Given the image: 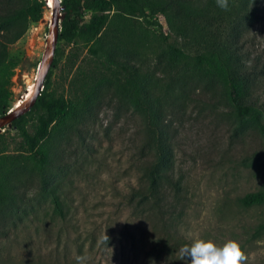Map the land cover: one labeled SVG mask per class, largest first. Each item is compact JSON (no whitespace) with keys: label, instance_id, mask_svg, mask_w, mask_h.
Masks as SVG:
<instances>
[{"label":"rangeland","instance_id":"374dc122","mask_svg":"<svg viewBox=\"0 0 264 264\" xmlns=\"http://www.w3.org/2000/svg\"><path fill=\"white\" fill-rule=\"evenodd\" d=\"M247 1L245 14L253 13L245 25L233 17L214 30L241 60L245 101L264 110V0ZM240 2L229 0L233 10ZM51 10L11 47L18 62L13 107L35 82ZM132 60L165 76L159 59ZM64 74L61 66L54 69L59 91L70 86ZM103 75L115 79L112 70ZM209 82L185 86L188 96L174 95L162 109L172 164L161 184V204L143 176L144 164L155 156L146 124L132 104L109 93L80 127L82 136L69 133L59 151L52 185L63 212L34 182L29 192L41 200L38 212L15 227L0 225V264H75L77 255L87 257L86 264H190L180 250L197 239L218 246L235 240L242 264H264V233L256 231L264 204L245 207L239 200L264 188V136L257 128L264 116L240 123L222 84Z\"/></svg>","mask_w":264,"mask_h":264},{"label":"trees","instance_id":"16d2710c","mask_svg":"<svg viewBox=\"0 0 264 264\" xmlns=\"http://www.w3.org/2000/svg\"><path fill=\"white\" fill-rule=\"evenodd\" d=\"M63 4L61 44L42 94L29 112L0 132V225L15 227L38 212L41 200L29 192L34 182L50 194L55 210L63 212L52 185L59 151L69 133L82 136L80 127L109 93L132 104L146 124L155 156L144 164L143 176L156 204H161V184L169 179L172 164L169 129L162 118L169 98L188 96L189 84L215 81L222 84L240 123L264 116V110L245 101L241 60L214 30L233 17L245 25L253 13L245 14L250 9L247 0L235 10L230 3L227 10L220 9L216 0H63ZM46 8V0H0V116L13 107L18 62L11 47L44 17ZM135 56L159 59L165 76L133 62ZM60 66L65 79L71 77L68 90L54 86L53 72ZM110 70L115 79L103 75ZM257 128L264 136V121L257 122ZM239 200L245 207L263 205L264 188ZM256 231L264 233V219Z\"/></svg>","mask_w":264,"mask_h":264},{"label":"water","instance_id":"95a60500","mask_svg":"<svg viewBox=\"0 0 264 264\" xmlns=\"http://www.w3.org/2000/svg\"><path fill=\"white\" fill-rule=\"evenodd\" d=\"M47 1V0H46ZM48 4V1H47ZM65 5L63 0H54L52 10V31L50 30V37L47 41V47L44 53V57L39 65V71L34 82V93L33 95L21 106L12 107L8 112L0 116V132H3L7 127H12L13 122L19 117L29 112L35 105L38 97L42 94L44 89L45 80L52 67L57 44L62 29V21L65 18ZM22 77V74H19Z\"/></svg>","mask_w":264,"mask_h":264},{"label":"clouds","instance_id":"9594fccd","mask_svg":"<svg viewBox=\"0 0 264 264\" xmlns=\"http://www.w3.org/2000/svg\"><path fill=\"white\" fill-rule=\"evenodd\" d=\"M217 7L227 10L229 0H216ZM182 259L187 258L190 264H242L245 259L240 245L235 240H228L218 246L212 240L197 239L190 246L181 248ZM87 257L77 255L75 264H86Z\"/></svg>","mask_w":264,"mask_h":264},{"label":"bare ground","instance_id":"6f19581e","mask_svg":"<svg viewBox=\"0 0 264 264\" xmlns=\"http://www.w3.org/2000/svg\"><path fill=\"white\" fill-rule=\"evenodd\" d=\"M47 1H48L47 9L50 10L52 8V10H53L54 0H47ZM52 10H51V12H52ZM49 14H50V12H49ZM45 20L51 23L52 17L50 15H47L46 18H45ZM51 28H52V24H51ZM51 31H52V29H51ZM33 85H29L28 90L26 92L27 93L26 97L24 98L23 101H18V103L16 104V106L23 105L33 95V93H34V87H33Z\"/></svg>","mask_w":264,"mask_h":264}]
</instances>
